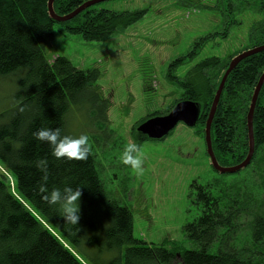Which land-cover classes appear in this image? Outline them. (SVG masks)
Returning <instances> with one entry per match:
<instances>
[{"label": "trees", "instance_id": "trees-1", "mask_svg": "<svg viewBox=\"0 0 264 264\" xmlns=\"http://www.w3.org/2000/svg\"><path fill=\"white\" fill-rule=\"evenodd\" d=\"M48 1L0 0V79L16 78L10 107L0 112V166L13 178L11 183L0 172V264H264V85L255 111L252 161L257 163L263 197L249 196L239 186L229 189L223 180L217 186L194 182L190 198L198 215L184 227L194 248L148 243L134 234L132 210L107 193L90 146L84 160L57 159L46 142L33 136L41 127H59L62 135L79 136L67 129V119L75 112L84 118L82 131L109 126L111 105L97 86L101 71L79 69L62 56L48 59L47 44L55 38L56 26L86 42H105L141 21L146 10L118 12L95 5L59 23L49 17ZM87 1L56 0L54 9L65 16ZM247 1L224 0L227 16L237 11L235 3ZM250 5H259L263 18L251 29L246 49L264 44V0H250ZM233 57L228 62L207 58L183 78L172 71L184 59L173 63L167 78L180 98L164 114L180 101L197 102L202 109L197 126L204 132L219 81ZM263 72L264 52L242 61L226 82L211 131L222 166L238 165L247 156V115ZM134 134L138 142L149 140L137 129ZM40 159L47 160L49 190L80 187L76 226L42 199L38 188L43 173L36 166ZM247 215L252 217L250 240L255 249L239 243L241 220Z\"/></svg>", "mask_w": 264, "mask_h": 264}, {"label": "rangeland", "instance_id": "rangeland-1", "mask_svg": "<svg viewBox=\"0 0 264 264\" xmlns=\"http://www.w3.org/2000/svg\"><path fill=\"white\" fill-rule=\"evenodd\" d=\"M247 3H235L237 11L228 17L224 0H113L98 8L146 10V14L105 42H86L57 25L55 38L47 44L51 62L62 56L79 69L101 71L97 86L111 105L109 126L82 131L84 118L75 112L67 119V129L71 134L88 136L107 193L132 210L134 234L148 243L194 248L184 232L198 215L190 198L194 182L217 186L223 180L229 189L239 186L249 196L263 197L256 162L226 177L212 168L201 126L180 124L162 140L138 142L134 134L155 113L168 114L164 112L180 98V91L167 78L173 63L184 59L172 71L183 78L207 58L228 62L250 46V31L263 16L259 5H250V0ZM195 51L194 58L187 57ZM15 80L12 76L0 79V112L10 107ZM132 142L142 152V175L120 161L124 147ZM0 172L6 175L1 166ZM7 178L12 183L13 178ZM251 219L250 215L242 218L239 243L255 249L250 240Z\"/></svg>", "mask_w": 264, "mask_h": 264}, {"label": "water", "instance_id": "water-1", "mask_svg": "<svg viewBox=\"0 0 264 264\" xmlns=\"http://www.w3.org/2000/svg\"><path fill=\"white\" fill-rule=\"evenodd\" d=\"M55 1L56 0L48 1L47 7H48L49 17L55 22L64 23L72 20L73 18H75L80 13H82L83 11L87 10L90 7L113 0H89L83 5H81L79 8H77L75 11L65 16H60L55 12L54 9ZM262 52H264V44L251 49L244 50L239 54H237L236 56H234L230 61L227 69L223 72L222 77L219 81V85L217 87L215 97L204 126L207 154L212 168L218 174L229 175V174L239 173L244 169H246L254 159V155L256 151V144L254 137V118L258 104V99L264 85V72L259 78V81L254 89L249 105V110L247 115L249 148L246 158L238 165L228 166V167L222 166L219 163L213 149L211 131H212L213 121L216 116V112L218 110V106L220 103V99L230 74L238 67V65L242 61ZM201 113H202V109L199 103L189 100L180 101L174 106V108L168 114L149 118L145 122L140 124L137 127V132L146 136L149 140H162L165 139L170 133H172L180 124H184L190 128L196 127L200 121Z\"/></svg>", "mask_w": 264, "mask_h": 264}, {"label": "clouds", "instance_id": "clouds-1", "mask_svg": "<svg viewBox=\"0 0 264 264\" xmlns=\"http://www.w3.org/2000/svg\"><path fill=\"white\" fill-rule=\"evenodd\" d=\"M36 140L46 142L51 149V155L57 159L67 158L84 160L87 158L89 148V138L87 135H79L74 137L72 135H62L59 127H41L33 133ZM120 161L124 165L130 166L137 175H142L144 172V160L142 152L138 144L132 142L128 143L121 155ZM37 168L43 173L41 180L44 183L39 185L38 191L42 193V199L49 205L56 206L57 212L64 218L65 222L74 226L79 220V200L81 196L80 187H64L52 188L49 190L45 185L48 180L47 160L40 159L36 163Z\"/></svg>", "mask_w": 264, "mask_h": 264}, {"label": "flooded vegetation", "instance_id": "flooded-vegetation-1", "mask_svg": "<svg viewBox=\"0 0 264 264\" xmlns=\"http://www.w3.org/2000/svg\"><path fill=\"white\" fill-rule=\"evenodd\" d=\"M247 148H249V147H247ZM228 167V166H227Z\"/></svg>", "mask_w": 264, "mask_h": 264}]
</instances>
